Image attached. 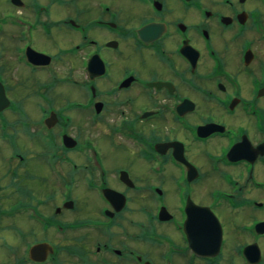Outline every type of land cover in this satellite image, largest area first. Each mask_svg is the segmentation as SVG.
<instances>
[{
    "label": "flooded vegetation",
    "instance_id": "af4514ba",
    "mask_svg": "<svg viewBox=\"0 0 264 264\" xmlns=\"http://www.w3.org/2000/svg\"><path fill=\"white\" fill-rule=\"evenodd\" d=\"M4 3L0 264H264V0Z\"/></svg>",
    "mask_w": 264,
    "mask_h": 264
},
{
    "label": "rangeland",
    "instance_id": "374dc122",
    "mask_svg": "<svg viewBox=\"0 0 264 264\" xmlns=\"http://www.w3.org/2000/svg\"><path fill=\"white\" fill-rule=\"evenodd\" d=\"M5 6L6 5L4 3V0H0V16H2L4 14L5 8H6ZM3 37L5 38L4 34L0 33V50H1V45H3V43L5 42V39H3ZM14 44H16V43L14 42ZM14 44H10V47L12 48V51L10 53H8L7 57H6V61L10 64V66H9L10 71H9V75H7V77H9L10 80L13 82V83H11V87L14 88V89H12V94L13 95L16 92L15 88L18 87V85H16L14 81L17 78L20 77L18 72H17V70H16V68L13 67L15 65L14 62H15V53H16L15 50H14V49H16V46L14 47ZM41 45L45 46L44 44H41ZM0 72H3V67L1 65H0ZM0 78L2 79L3 76L0 75ZM0 84L3 86V84L1 82H0ZM71 97L73 98L75 96L72 95ZM114 152H115V150H114ZM75 183H76V181H75ZM75 183H74L73 187H75ZM57 186H58V188H57L58 189V191H57L58 198L56 200V203L60 204V202L65 199V196L62 194L63 183L61 182L60 184H57ZM50 187L51 188L53 187V179L52 178L50 179ZM42 198H43V194H42Z\"/></svg>",
    "mask_w": 264,
    "mask_h": 264
},
{
    "label": "water",
    "instance_id": "95a60500",
    "mask_svg": "<svg viewBox=\"0 0 264 264\" xmlns=\"http://www.w3.org/2000/svg\"><path fill=\"white\" fill-rule=\"evenodd\" d=\"M7 104L6 100H5V96H4V91L2 89V86L0 85V110H2ZM194 229V228H193ZM191 227H190V231H191Z\"/></svg>",
    "mask_w": 264,
    "mask_h": 264
}]
</instances>
